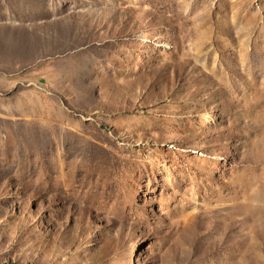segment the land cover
Returning <instances> with one entry per match:
<instances>
[{
	"label": "rangeland",
	"instance_id": "obj_1",
	"mask_svg": "<svg viewBox=\"0 0 264 264\" xmlns=\"http://www.w3.org/2000/svg\"><path fill=\"white\" fill-rule=\"evenodd\" d=\"M0 264H264V0H0Z\"/></svg>",
	"mask_w": 264,
	"mask_h": 264
}]
</instances>
